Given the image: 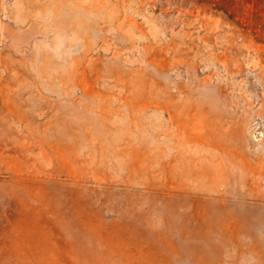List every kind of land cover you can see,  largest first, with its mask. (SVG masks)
Masks as SVG:
<instances>
[{
    "label": "rangeland",
    "instance_id": "rangeland-1",
    "mask_svg": "<svg viewBox=\"0 0 264 264\" xmlns=\"http://www.w3.org/2000/svg\"><path fill=\"white\" fill-rule=\"evenodd\" d=\"M0 264H264V0H0Z\"/></svg>",
    "mask_w": 264,
    "mask_h": 264
}]
</instances>
